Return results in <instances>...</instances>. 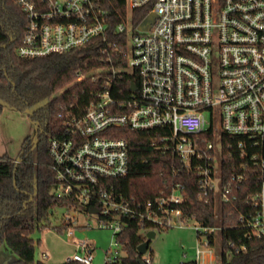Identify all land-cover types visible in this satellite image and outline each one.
I'll list each match as a JSON object with an SVG mask.
<instances>
[{
	"label": "built area",
	"instance_id": "2783aa9c",
	"mask_svg": "<svg viewBox=\"0 0 264 264\" xmlns=\"http://www.w3.org/2000/svg\"><path fill=\"white\" fill-rule=\"evenodd\" d=\"M13 1L27 18L17 48L21 57L70 53L97 37L108 42L109 14L98 0ZM126 4V20L115 33H127L124 70L136 72L138 82L129 81L127 90L116 88L123 70L113 67L101 75V89L82 115L67 111L63 131L49 144L52 193L66 209L97 207L99 226L116 237L125 229V216L158 229L190 227L192 220L196 263L217 264L224 250L228 255L246 250L233 240L224 249L225 229L241 227L250 238L264 236V0ZM141 7H149L147 17L156 15L144 29L129 19L131 10ZM117 128L154 131L156 147L196 175L197 197L213 205L214 223L182 208L188 197L180 182L166 186L144 208L118 197L110 181L129 175L130 152L128 141L115 135ZM229 204L237 213L231 211L223 225ZM119 258L108 256V262ZM69 259L91 264L90 244L78 242Z\"/></svg>",
	"mask_w": 264,
	"mask_h": 264
},
{
	"label": "trees",
	"instance_id": "16d2710c",
	"mask_svg": "<svg viewBox=\"0 0 264 264\" xmlns=\"http://www.w3.org/2000/svg\"><path fill=\"white\" fill-rule=\"evenodd\" d=\"M98 2L109 14L108 42H117L116 47H110L108 42L97 37L70 53L25 58L17 53V48L22 42L27 18L16 2L0 0V112L5 105L27 112L37 127L39 139L35 149H32L30 137L26 139L19 162L13 158H0V246L6 243L17 256L15 260L0 264H45L36 261L31 234L36 221H42L56 206L62 205L52 193L56 182L49 144L63 131L67 111L82 115L101 89V75L113 67L123 70L116 88L127 90L129 81L138 82L136 72L124 70L128 61L127 33H115L117 24L126 20V0ZM149 10V7L131 10L129 19L133 26L144 24ZM94 77H98L96 81ZM115 132L116 136L128 141L130 152L129 175L110 181L118 197L122 195L132 206L144 208L166 186L180 182L188 197L182 208L206 224L214 223L213 205L197 197L196 175L156 147L154 131L117 128ZM231 211L237 213L233 204L224 206L223 225L227 224L226 218ZM236 219L237 215L232 223H237ZM124 220L125 229L117 238L126 254L108 263L140 264L138 258L144 257L138 246L147 240L142 233L162 229L129 216ZM247 233L248 230L241 227L223 231L224 249L228 250L229 241L233 240L236 246L245 244L246 250L238 253L234 250L231 255L224 250L219 264H264V236L250 238ZM62 264L83 263L68 259ZM180 264L197 263L192 259Z\"/></svg>",
	"mask_w": 264,
	"mask_h": 264
},
{
	"label": "rangeland",
	"instance_id": "374dc122",
	"mask_svg": "<svg viewBox=\"0 0 264 264\" xmlns=\"http://www.w3.org/2000/svg\"><path fill=\"white\" fill-rule=\"evenodd\" d=\"M30 137L32 149L39 139L36 126L28 113L20 112L10 105H5L0 112V158H13L19 162L26 139ZM71 217L72 221H66ZM98 213H90L83 208L66 209L56 206L54 211L42 221L35 222L31 236L35 243V258L45 264H62L77 251V243L88 242L92 248L91 264H109L112 259L123 257L126 253L121 245L116 244V235L112 229L101 228ZM189 221L190 227H169L157 230L150 241L144 259L150 258L151 264H180L196 259L198 234ZM147 236V231L142 233ZM82 251V250H81ZM214 255H219L215 244ZM17 259L6 243L0 246V262ZM219 259V257H218ZM218 262L217 264H219Z\"/></svg>",
	"mask_w": 264,
	"mask_h": 264
},
{
	"label": "water",
	"instance_id": "95a60500",
	"mask_svg": "<svg viewBox=\"0 0 264 264\" xmlns=\"http://www.w3.org/2000/svg\"><path fill=\"white\" fill-rule=\"evenodd\" d=\"M155 13H151L148 17H147V19H146V22L144 23V24H142V25H139V29H144V28H146V27H150V25L154 22V20H155ZM12 42V39H11V41L9 42V43H11ZM6 46V45H5ZM132 87L133 88H136V86L135 85H132ZM36 129H37V127H36ZM88 211L90 212V213H98V211H99V209L97 208V207H90V208H88ZM155 235H156V231L155 230H150V231H148L147 232V240L146 241H144L143 243H141L139 246H138V251H139V253L141 254V255H143V254H145L147 251H148V249H149V245H150V241H151V239L153 238V237H155ZM138 261H139V263L140 264H147L146 262H145V260L144 259H142V258H138Z\"/></svg>",
	"mask_w": 264,
	"mask_h": 264
}]
</instances>
